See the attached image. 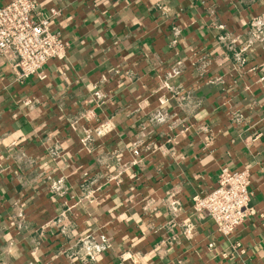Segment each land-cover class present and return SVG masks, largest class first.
<instances>
[{
  "label": "crops",
  "instance_id": "1",
  "mask_svg": "<svg viewBox=\"0 0 264 264\" xmlns=\"http://www.w3.org/2000/svg\"><path fill=\"white\" fill-rule=\"evenodd\" d=\"M34 1L68 45L0 54V264H264V0ZM223 166L230 238L191 205Z\"/></svg>",
  "mask_w": 264,
  "mask_h": 264
},
{
  "label": "built area",
  "instance_id": "2",
  "mask_svg": "<svg viewBox=\"0 0 264 264\" xmlns=\"http://www.w3.org/2000/svg\"><path fill=\"white\" fill-rule=\"evenodd\" d=\"M51 14L56 11L51 10ZM38 15L34 0H9L0 6V54L12 52V67L19 80L41 75V68L50 59L63 57L68 45L58 31L50 29L49 18ZM251 23L257 33L264 29V17H255ZM95 133L100 134L98 127ZM250 183L247 168L231 170L223 166L214 189L192 197V208L205 214L220 235L230 238L255 213L250 205Z\"/></svg>",
  "mask_w": 264,
  "mask_h": 264
}]
</instances>
